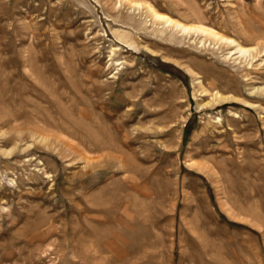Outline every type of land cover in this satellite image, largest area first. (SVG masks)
I'll list each match as a JSON object with an SVG mask.
<instances>
[{
	"label": "rangeland",
	"instance_id": "rangeland-1",
	"mask_svg": "<svg viewBox=\"0 0 264 264\" xmlns=\"http://www.w3.org/2000/svg\"><path fill=\"white\" fill-rule=\"evenodd\" d=\"M0 264H264V0H0Z\"/></svg>",
	"mask_w": 264,
	"mask_h": 264
},
{
	"label": "bare ground",
	"instance_id": "bare-ground-1",
	"mask_svg": "<svg viewBox=\"0 0 264 264\" xmlns=\"http://www.w3.org/2000/svg\"><path fill=\"white\" fill-rule=\"evenodd\" d=\"M151 9V15L152 17L154 18V21H159L161 22L165 27L166 29L167 28H170L172 29L173 31H176L178 33H181L182 35L186 34V35H189V34H202L204 36H209V37H212L218 41H221L225 44H228L229 46L233 47L234 48V52L232 54H235V53H238L239 55H244V54H247L249 53V50L247 48H243L241 47L238 43H236L235 40L233 39H230V38H226V37H222L220 34H218V32H216L215 30L211 29L210 27H206V26H203V25H186V24H183L179 21H176L175 19L173 18H170L168 17L167 15L165 14H162V13H158V11H155L154 8H150ZM149 7H148V10L150 11ZM130 114V113H129ZM127 119H125V121H123L121 124H118L116 125V130L121 133V128H124L126 126V122H127ZM107 133V132H106ZM106 135V134H105ZM104 135V136H105ZM63 142V141H62ZM132 141L130 139H128L127 137H124L123 141L121 142V150L123 147L125 148H128L130 147ZM63 144V143H62ZM107 144V143H106ZM120 144V142H119ZM108 145V144H107ZM120 146V145H119ZM106 147V146H105ZM104 147V148H105ZM109 151L112 150L110 147H106ZM105 148V149H106ZM123 152V151H121ZM103 157H108V159L113 162L109 157V155H106V156H103ZM123 157V156H122ZM122 157L120 158L121 160L120 161H123ZM107 159V158H106ZM111 162H108L109 164L107 165H111ZM114 163V162H113ZM122 168V166H121ZM126 169V168H125ZM128 171L130 173H135L136 172V168H134V166L132 165V163H129L128 165Z\"/></svg>",
	"mask_w": 264,
	"mask_h": 264
}]
</instances>
